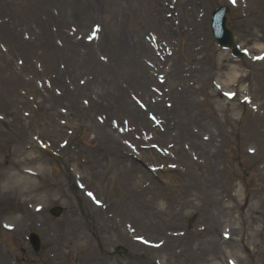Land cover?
I'll return each mask as SVG.
<instances>
[{"label":"rangeland","instance_id":"rangeland-1","mask_svg":"<svg viewBox=\"0 0 264 264\" xmlns=\"http://www.w3.org/2000/svg\"><path fill=\"white\" fill-rule=\"evenodd\" d=\"M218 0H204V3L202 5L207 4L208 7V14L211 7H214L215 4H217ZM248 3V8H239L236 9L231 13V21L229 22L231 28L233 29V33L235 35V38L238 42H241L244 45H248L253 48H258L256 45L257 42H264V0H246ZM54 5H50L49 9L52 12L54 8L58 9L57 7H53ZM188 8V6H187ZM255 8V9H254ZM244 10V12H243ZM3 15H7L3 13ZM2 15V16H3ZM1 16V17H2ZM0 17V18H1ZM142 19H144V14L141 15ZM137 18H131L130 22H127V16L122 14L120 17V21H122L120 24L122 29H125L126 31H129L131 34H140L141 37H139L141 40L144 38V36H149V32H151V27L144 28L143 21L142 24L140 21L134 20ZM140 20V19H139ZM145 20V19H144ZM65 27L67 25V22L64 24ZM175 26V24H173ZM120 28V27H119ZM142 30H139V29ZM121 29V28H120ZM209 33V32H208ZM174 39L175 36L177 37V32L174 31L173 33ZM143 35V36H142ZM146 41V40H145ZM205 53L207 54L204 59H199L198 54H194L193 57L195 58L198 65L203 66L202 69H205V76H203V80H198L197 77L199 75L200 71H193L191 74L183 75L179 79V83L185 86L189 89V91L186 93V95H189L192 98H194L196 101H191L188 105V110L185 115V122H182L181 129H179V134L177 132H173L170 137H166L163 141L156 139V142L159 144H166L169 143H176V147H183L182 144L186 143L189 145V139L188 134L191 135V137L197 138L199 140H202L201 137L202 134H210V132H213V137L216 139L222 138V147L219 149V157H217V163L219 166V169L221 170L220 173V190H222V198H225L227 200L223 201L221 199L220 202H213L208 203L206 200L200 198L197 193L195 194L192 189L185 188L189 184L192 183L190 180H181L178 179V176L175 174L176 171H171L170 173H162L159 176H148L143 179V181H149L150 184H147V188H149L147 194H146V200L148 202L145 203L142 199H138L139 201L136 203L131 198V195L127 193V191H121L119 188H116V193H122L123 197H125L126 200H129V205L132 203L134 206L137 207L139 211V215L141 217L147 215L149 220H152L151 214L157 213L159 210H162V216L160 218L167 220V215L171 218H173L172 223L170 224L169 230L174 229H184L185 227L188 230L187 240L189 241V247H188V253L192 254L195 260L192 258L190 259L191 262L186 264H225L224 258L221 256V253L223 255V250L225 249V245L221 246V239L219 237L218 231L219 228L223 227L224 220L219 221L221 218L230 217L231 216V223L230 225L235 229V238L238 237L239 230H242V222H241V216L246 211V207L244 208H238L237 203L240 197L248 198L247 199V205L250 203L253 204L255 202L258 204V209L253 213L254 216L257 217V221H253L250 223V225L247 227L249 239L247 240L248 244L253 242H258L259 238V231L261 230V225L264 227V214L261 215L260 210L262 208V205L257 202L255 197H253V192H259L262 193L261 189V183L264 181V169L258 170L257 163H263L264 164V144L262 143V140L259 138H255L254 132L249 131L245 133L243 131V127L245 128V123L248 120L254 119V121L258 118H260V121L262 122L261 118L263 115L259 116L257 113H252L247 107L243 106V104H239L238 101H232V102H225L223 101L222 97L218 94V92L211 86L210 79L214 78L216 80L221 79L222 81L225 79V88H233V86H230V80L228 79L229 74L233 72V69H236L238 71V75L233 78L235 81H240L239 89H248L249 92L252 94L254 98V102L256 104L259 103L261 100L263 102V105H259L258 109L262 110V107L264 108V60L260 63L251 64L246 60L241 61H234L232 59H229L230 57L220 50L216 49L214 46V43L212 40H210V37H206V45H205ZM101 54L109 55L108 51L100 50ZM143 53V52H141ZM140 53V54H141ZM222 53V54H221ZM191 55V53L184 48V45L179 52L174 53V57H182L185 58L187 56ZM192 56V55H191ZM139 54L136 55L135 58H133L132 65L136 64H142L140 61ZM94 63L99 64L98 66H103L104 63H102L98 57L97 54L94 56ZM127 68V67H126ZM127 68V72H128ZM96 72V71H95ZM95 72H86L85 74L77 73V77L85 78V76H91L93 79L89 78L85 84L88 81L94 80ZM162 73V71H161ZM203 74V71H202ZM246 77L245 80H242L243 77ZM167 79V76H165ZM188 82H190L192 85L188 86ZM224 82V81H223ZM84 84V85H85ZM94 84V83H92ZM90 85L88 88V91H86V95L84 96L89 100L90 94L93 95L95 92L94 86ZM167 84V83H165ZM82 85V86H84ZM88 85V84H86ZM93 87V88H92ZM180 87V86H178ZM111 88L106 87L103 88L104 97L109 98V95L111 96ZM149 89V88H148ZM187 89V90H188ZM184 90V89H183ZM125 95V94H124ZM126 99L129 100L131 105L133 106V101L129 98L128 95H125ZM174 96V95H173ZM81 102V99H80ZM77 104H79V98L77 99ZM9 105V104H8ZM5 106V105H3ZM9 106L3 107L4 110H6ZM2 109V110H3ZM101 110V109H100ZM99 113V111L92 110L90 112V118L85 119L82 121V125L80 128L75 132L73 135L72 140L67 145L66 148H70V151L76 149L77 147L81 146L84 148L83 153L85 154L89 152L92 155V151H97L96 155L98 156V163L100 165L98 166L99 169H106L109 171H112L114 173H117L118 170H121L122 166L117 165L114 160L116 155H120V148H123L124 152H128L127 147L120 145H115L111 148H109V151L106 149H103L99 147V143L103 140H97L93 137V134L96 135L90 128V121L92 122L95 118V115ZM204 116V118H202ZM73 117V116H72ZM63 119H66V117H63ZM72 121V119H70ZM74 124V120L72 121ZM258 124V121L256 122ZM245 125V126H244ZM10 131V127H6ZM193 131V132H192ZM34 132V131H33ZM31 133L28 134V137ZM10 132H4V136L6 137L4 145H8L10 142L9 139ZM254 135V136H252ZM44 137V135H41ZM97 136V135H96ZM62 136L58 137L61 138ZM214 143V141H212ZM82 143V145H81ZM183 144V145H184ZM219 144V143H218ZM245 146H252L256 147L258 150L257 156H247L245 152ZM175 147V146H174ZM214 147V145L212 146ZM89 148L91 152L89 151ZM70 152V154H71ZM100 153V155H99ZM81 155L72 153L70 159L68 162L73 163V161L80 162L79 158ZM64 157V159H63ZM61 158V160L57 161V163H50L52 166H58L61 167L63 163H65V155ZM100 157V159H99ZM83 158V157H82ZM114 158V159H113ZM4 159L7 160L5 157L4 152ZM149 162L155 163L157 160H151L148 159ZM53 162V161H52ZM70 164V163H69ZM23 163H20L16 165L17 167L23 166ZM64 167L67 165L66 163L63 164ZM145 167V165H144ZM144 167L143 170L145 169ZM258 170V171H257ZM198 173H201V171H204L202 168L200 170L196 169ZM257 171V172H255ZM90 180L93 184H100L102 185V181H94V177L91 172H89ZM142 181V182H143ZM56 182L52 180L51 183ZM154 183V185L152 184ZM66 185V181L63 183L56 182L51 184V188H46L43 190H40V193H45V195H48L49 193H52L54 191L57 192V194H62L61 199H64L65 191L64 186ZM72 185V184H71ZM53 186V187H52ZM74 188V185H72ZM244 186L249 190V193H246ZM64 188V189H63ZM228 189V191H223ZM101 191H103L100 188ZM232 195V196H231ZM66 197V196H65ZM75 197L77 199H71L70 196H68L65 205L66 209L69 207L75 208V204L79 202L81 204V198L82 195L79 191L75 192ZM137 200V199H136ZM68 205V206H67ZM229 206V207H227ZM157 209V210H156ZM67 211V210H66ZM174 212L175 215H172L169 212ZM229 211V213H227ZM20 212L23 214V218L26 219V221H36L37 217L32 216L30 212H28L25 205L21 204ZM169 213V214H168ZM69 214V212H68ZM159 215V213L157 214ZM193 217L194 219L192 222H189V218ZM207 217L208 223H209V229L208 232L199 234L196 230L195 226L200 223L199 217ZM197 217V218H196ZM196 218V219H195ZM212 218V219H211ZM71 220V217L69 218ZM155 220V219H153ZM195 220V222H194ZM213 221V222H212ZM78 221H72L73 228H71V224L64 223L62 220H53V222H46L44 225V228L42 231L45 233H51V243L50 244H60L57 243L58 237L65 233V229L68 228L69 230L73 229V232L70 235H65L66 240H61V243L65 245L66 247L70 246L73 247L74 250L84 249L85 252L96 253V255L101 254L102 250L97 247L98 243L94 241L93 239L90 240V242L84 241L83 235L84 231L88 232L85 228V225L83 224L80 229H77ZM171 222V221H170ZM81 224V223H80ZM217 232V235H216ZM90 233H93L90 231ZM106 233V231H105ZM97 237L102 238L101 241L103 244V247L109 248L111 246L110 243H117L118 241H109L106 236L101 235V233L96 232L94 233ZM263 234H264V228H263ZM14 236H5L8 239H14ZM63 237V236H62ZM17 239V238H16ZM14 239L8 246L13 251V253H16L18 256H20L21 262H29V258L27 255L29 252L22 253L20 251V246H22V241L20 239V233H19V243L20 245L17 246V241ZM64 239V238H63ZM158 237L154 238V240H157ZM211 239L210 248L206 247L204 240ZM264 240V236H263ZM89 243V244H87ZM87 244V245H86ZM49 243L45 245L44 248L46 249L48 247ZM88 246H90V249L88 250ZM228 247V246H227ZM194 248V249H193ZM235 246H230L231 250H234ZM111 250V249H109ZM193 250V251H192ZM140 251V250H138ZM168 249L165 248L163 252L157 253L162 258L163 255L167 256L170 254L168 253ZM192 251V252H191ZM168 253V254H167ZM254 252H250L248 254V257H250V260L252 264H264V255H260L259 257L253 256ZM151 254V253H150ZM186 254V253H184ZM184 254H181L183 256ZM77 255V256H76ZM248 257L244 256V259H242L241 262L247 263ZM68 260L72 261L75 258L81 259L78 253L75 254V252H69V256H67ZM126 256L119 259V262H116L115 260L111 262V264H129L127 263V260L124 262ZM130 258V257H128ZM127 258V259H128ZM172 258V257H171ZM214 259V261H212ZM180 259V258H179ZM179 259H173L175 262L173 264H181L176 262ZM110 258H108V264H110ZM165 260V258H164ZM162 260V261H164ZM217 260V261H215ZM70 261V262H71ZM169 262L172 263V260L169 259ZM193 262V263H192ZM214 262V263H213ZM83 264H87L86 262H83ZM131 264V263H130ZM184 264V263H182Z\"/></svg>","mask_w":264,"mask_h":264},{"label":"bare ground","instance_id":"bare-ground-1","mask_svg":"<svg viewBox=\"0 0 264 264\" xmlns=\"http://www.w3.org/2000/svg\"><path fill=\"white\" fill-rule=\"evenodd\" d=\"M8 3L12 6V12H11V18L13 22H18L21 18L26 17L27 15L29 17H32L31 19L34 20L38 24V29H40L39 33L33 32L31 35H34L36 40L33 42H25L22 41L21 38L17 40L18 38L14 37V30L8 25V22L2 23L0 25V32L3 35V39H7L10 46H13L14 49L17 48H25L27 52L26 54H37L39 57L43 60L44 63H48L53 69H56V63L58 61V58H62L66 60L68 66L70 67L72 76H75L77 70H81V66L83 69H86L87 71H92L93 67H85L84 61L85 59L91 61L93 57V53L89 52L90 45L85 44L83 41H71V39L67 36H63V49H60L58 47H54L50 42L49 38L52 36L51 31L48 28V22H42L39 18H37V15H35V12L33 10H39L41 7H44V3L46 0H6ZM195 7H196V2ZM69 4L72 8H76L77 15L73 14L72 10L69 12L70 19L74 20L77 25L80 28H86L85 23L89 20H95L100 19V14L104 13L106 14V17L104 21L107 22L109 26H111V34L108 35L106 27L104 30H100V37L98 39V42L101 41L103 43L104 41L108 40L107 44H111L114 47V50L110 51V54L112 55L110 57V61L107 65H105L103 68L100 69V71L96 72L94 75V84L90 81L87 83L85 87H78L76 86L74 91H69L66 88L64 89L61 96H55L50 95L49 97L45 99H41L39 102V110L38 111H32V115H34L33 119L36 124H47L48 132L50 134L60 136L62 128L60 125L55 123L54 120V105L58 102L65 101L70 103V111L71 114L74 117V120L76 122H81L83 119L89 118V110L92 108H98L100 107L99 100L93 101L90 100L88 107H78L76 105L77 101L74 99L77 94L85 92L88 87L92 84L95 89L96 95L100 97V94L103 92V88H106L107 86L111 88V96L109 101V107L112 109L110 113L114 114H124L128 115L130 121L132 124L136 125V127L141 126L142 128H149L152 131H155L156 134H159L158 136H163L164 133H158L157 130L152 128L151 122H148L145 119L144 112L141 111L139 108H135L129 104L127 99H125L124 94L122 91H125L123 89V86L119 83V79H121L124 82V79L130 83L132 81L136 82V85L139 87L137 88V91H140L142 97L145 99V97L150 95V97H154L155 94L150 93L146 89V84L149 82H152V76L150 74V68L146 66H142L140 64H136L135 66L132 65L133 58L136 57L137 54L140 55L141 52H144L146 55L148 54L151 58L149 61L154 63V65H159L157 63V58L152 56L154 53L153 50L149 47V45L145 41H140L137 37V34L135 36L126 34L125 32L117 31L115 30L116 27H119V21L118 17L121 13L128 14V20L130 21L131 18H137L134 20L140 21V23L145 24L146 26H151L152 31L155 32V34L158 37V42L161 43V40H164L165 37H167V41L171 43L172 39H169L172 37V30L173 27L169 25V23H166L167 20L163 17V11L164 8L161 6L159 0H64L61 3V11L62 14L66 15V7ZM193 7V10L191 12H187L184 8H182V5L180 6V12L181 16L184 18L185 22H189V24L193 27V33L191 36H195V34L198 32L199 25L192 21V18L196 12V8ZM74 11V10H73ZM141 12H143L148 19V22L146 20L140 18ZM88 13V15L84 14ZM18 14V16H16ZM48 18L50 20V17L48 15ZM140 19V20H139ZM209 20L205 19V23L209 24ZM12 22V23H13ZM46 24V25H44ZM143 24V25H144ZM204 25V22L201 24V26ZM29 29V28H28ZM30 32H32L31 29H29ZM140 30V29H139ZM27 31V30H25ZM24 32H22V35ZM141 37V35H140ZM113 38V39H112ZM114 40V41H113ZM84 44L86 47H88L87 51V58L82 56L78 50V46ZM172 50L174 52V43L172 44ZM29 51V52H28ZM39 51V52H38ZM171 60V57H166V60ZM10 60L7 59L2 53L0 54V94L5 95L10 102L14 101L16 102L17 99H19L17 86L20 84H25L29 89H32L35 93H37V88H34L32 86L31 82H25L22 80V76L20 73H15L13 70V67L11 66ZM24 69H33V66L31 63H29L28 56L24 58ZM29 63V64H27ZM191 65L192 62H189ZM133 66V70H132ZM192 66V65H191ZM126 67H129L130 72L126 70ZM184 66L182 64L178 63V60L173 61L171 68L169 67L167 70L169 80H170V86L173 87L174 80L176 79L177 74L179 71L183 70ZM188 71L191 73L192 69L189 67ZM56 72L58 73L57 79L52 82L60 81L59 74L61 73L60 70L56 69ZM93 72V71H92ZM132 72V73H131ZM236 73H234L232 76L234 77ZM125 77V78H123ZM137 78H139V81H137ZM232 79V78H231ZM126 82V81H125ZM126 84V83H125ZM64 87V86H63ZM177 93V92H174ZM181 95V94H180ZM14 98V100H13ZM163 100V99H162ZM186 100V101H184ZM164 101V100H163ZM183 101V102H182ZM187 97H184L181 102H177L175 99V104L177 106V103L179 104L177 107H179V113L175 112V110H167L160 107V105L157 103H149L148 107L155 110L158 114H160V118H164L165 120L169 119L168 114L174 115L176 114L177 121L176 124H180L182 116H181V108L186 110L187 104H188ZM182 105L184 107H182ZM174 107V105H173ZM172 107V108H173ZM17 108V106H16ZM42 110V111H41ZM41 111V113H40ZM183 112V111H182ZM40 115L38 116V114ZM15 114H17V111H15ZM37 115V116H35ZM23 119L19 116L15 115V119L13 120L14 128L17 130L18 139L22 140L25 138L26 130L22 126ZM30 120V119H29ZM79 125V123H76V125ZM249 128L252 130L255 127L254 120H251V122L248 123ZM262 127V131L256 133V137H264V127ZM168 129V127H167ZM92 130L95 131L98 134V137L100 140H105L102 143V146L104 149H108L113 147V145H117L115 135L109 131V128H106L105 125H98L94 124L92 125ZM166 134L168 131L165 132ZM192 145L197 148H206L208 146L207 143H204L202 141H199L197 138H193ZM211 138L209 139V141ZM80 152V150H79ZM153 150L147 151L149 154L148 156L151 158V156H154L155 158H159L158 155L153 153ZM183 152V151H182ZM180 150L177 152V154L181 155V162L183 161V166H185L184 172L181 173V177L186 178L187 180L192 181L191 184L186 186L187 189H192V191L199 196H201L203 199L208 201V203L217 202L218 199H220V191H219V183L220 180L218 179L219 176V170L216 158L218 157V154L213 150L212 153L207 150L206 156H204L205 159V166L206 170L204 173H201L200 175L197 174L193 170V166L190 162L187 161V155L184 152L182 153ZM120 157V156H119ZM121 160L115 159L114 162L117 165L122 166L121 170L118 171L117 176L119 177V183H121L122 187L130 188L131 186L137 187L135 190L131 192L132 195L140 197L141 195L147 193V189H142L141 193H137L136 190H139L141 186L142 178L145 177V173L142 169V167L132 159V157H128L126 154L122 155ZM36 171L40 172V169H35ZM83 173V171H82ZM83 175V174H82ZM29 178V177H27ZM40 198V197H38ZM83 200V206L86 208L88 204V200L86 198H82ZM263 201V199H261ZM45 203V202H44ZM263 203V202H262ZM253 209H250V219L252 220L254 217L252 215ZM104 218L102 217V214H96L95 223H97V226H105L102 225ZM152 222V221H151ZM153 223V222H152ZM120 232V231H117ZM122 238H125L122 234H118ZM182 240L181 237H169L168 241H180ZM137 245L138 244H133ZM0 264H5V260L0 256Z\"/></svg>","mask_w":264,"mask_h":264},{"label":"snow or ice","instance_id":"snow-or-ice-1","mask_svg":"<svg viewBox=\"0 0 264 264\" xmlns=\"http://www.w3.org/2000/svg\"><path fill=\"white\" fill-rule=\"evenodd\" d=\"M233 2H235V0H233Z\"/></svg>","mask_w":264,"mask_h":264}]
</instances>
